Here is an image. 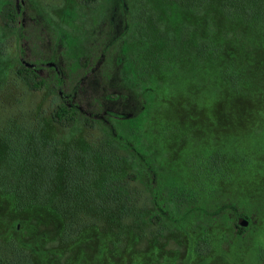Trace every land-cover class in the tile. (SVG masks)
Instances as JSON below:
<instances>
[{"label": "rangeland", "instance_id": "rangeland-1", "mask_svg": "<svg viewBox=\"0 0 264 264\" xmlns=\"http://www.w3.org/2000/svg\"><path fill=\"white\" fill-rule=\"evenodd\" d=\"M108 1L98 0L91 8L76 0L36 3L60 30L75 33L72 25L87 27V12L102 10ZM184 2L129 0L135 22L138 14L142 17L139 29L133 28L131 54L141 59L145 82L154 90L155 108L144 143L158 147L164 163L184 178L201 170L207 156L219 150L229 170L220 189L240 198L264 200V28L229 20L220 0ZM15 54L14 35L0 23V92L5 97ZM24 92L27 100L17 92L22 106L26 102L51 106L53 98L46 88ZM85 135L82 122L64 130L46 120L42 138L47 140L43 143L58 145L65 158L70 149L86 147ZM107 153L100 148L105 164L93 159L94 171L88 175L90 184L93 181L91 196L104 177ZM5 155L0 142V242L26 246L33 264H264V215L241 237L234 228L223 226L194 227L186 233L151 227L143 235L144 222L122 226L114 214L93 208V200L88 203L94 225L64 238L65 221L48 205L15 208L2 186ZM31 169L36 173V167ZM128 170L126 162L121 172ZM41 174L39 168L37 175ZM61 174L60 170L55 175V195L85 191L83 182L68 189ZM83 210L87 213V205Z\"/></svg>", "mask_w": 264, "mask_h": 264}, {"label": "trees", "instance_id": "trees-1", "mask_svg": "<svg viewBox=\"0 0 264 264\" xmlns=\"http://www.w3.org/2000/svg\"><path fill=\"white\" fill-rule=\"evenodd\" d=\"M76 1L88 8L98 2ZM220 1L229 20L264 28V0ZM87 13L88 26L72 25L76 30L71 33L55 26L36 0H0V23L13 33L16 50L13 77L5 84L6 97L0 92V142L7 158L2 186L15 208L48 205L65 221L64 238L94 225L88 203L93 200V208L114 214L122 226L144 222L143 235L151 227L186 233L194 227L223 226L243 236L264 215V200L240 198L220 189L221 180L229 179V170L219 150L207 156L201 170L184 178L164 163L158 147L144 143L155 100L141 59L131 54L133 28L139 29L141 15L135 22L129 0H109L102 10ZM45 88L53 98L51 106L21 105L17 92L25 95V90ZM46 120L64 130L82 122L86 147L70 149L61 157L58 145L43 143L47 141L42 138ZM101 147L108 152V165L91 196L93 181L90 184L88 175L94 171L93 159L105 164ZM126 162L129 170L122 173ZM60 170V180L68 189L83 182L85 191L55 195L52 187ZM29 253L24 245L0 242V264H33Z\"/></svg>", "mask_w": 264, "mask_h": 264}, {"label": "water", "instance_id": "water-1", "mask_svg": "<svg viewBox=\"0 0 264 264\" xmlns=\"http://www.w3.org/2000/svg\"><path fill=\"white\" fill-rule=\"evenodd\" d=\"M240 224H241L242 226H245V225H246V221L241 220V221H240Z\"/></svg>", "mask_w": 264, "mask_h": 264}]
</instances>
